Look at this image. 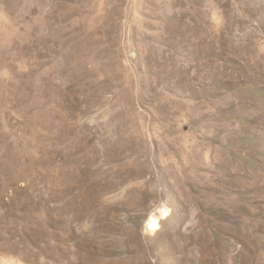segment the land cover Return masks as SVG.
<instances>
[{"label":"rangeland","instance_id":"1","mask_svg":"<svg viewBox=\"0 0 264 264\" xmlns=\"http://www.w3.org/2000/svg\"><path fill=\"white\" fill-rule=\"evenodd\" d=\"M0 264H264V0H0Z\"/></svg>","mask_w":264,"mask_h":264},{"label":"bare ground","instance_id":"2","mask_svg":"<svg viewBox=\"0 0 264 264\" xmlns=\"http://www.w3.org/2000/svg\"><path fill=\"white\" fill-rule=\"evenodd\" d=\"M150 248V247H149Z\"/></svg>","mask_w":264,"mask_h":264}]
</instances>
